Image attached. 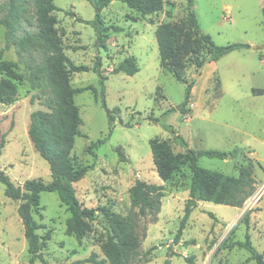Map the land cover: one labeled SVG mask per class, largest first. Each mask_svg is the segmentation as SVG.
I'll use <instances>...</instances> for the list:
<instances>
[{
  "label": "rangeland",
  "instance_id": "1",
  "mask_svg": "<svg viewBox=\"0 0 264 264\" xmlns=\"http://www.w3.org/2000/svg\"><path fill=\"white\" fill-rule=\"evenodd\" d=\"M9 0H0V53L3 59L17 61L25 79L17 82L18 99L12 104H0V143L5 146L0 155V170H4L16 185L28 179L52 180L49 162L35 148L29 135L31 113L47 107L44 101L51 96L43 84L30 80L31 66L43 63L47 54L42 49L19 53L14 38L7 40L1 23ZM195 0L197 19L202 30L211 35L217 45L245 42L250 48L232 51L218 61L200 65L207 58V49L185 21L188 0H165L161 12L143 15L120 0L102 11L110 28L106 47L98 48L92 25L78 18L91 20L96 9L88 0H56V27L61 35L65 53L76 65H87L89 71L72 72L74 87L91 85V89L75 95L83 124V134L76 139L73 153L81 164H93L78 182L76 193L84 207L99 209L108 206L124 215L133 214L130 187L137 179L164 185L161 212L156 217H138L139 232L146 238L140 248L141 256H133L128 264H257L245 248L235 244L244 240L247 232L246 212L251 210L250 234L253 244L264 254V0ZM27 17L17 32L22 36L37 31L36 15L29 0ZM232 8L231 19L225 20L226 9ZM161 22H172L180 30L179 53L172 65L184 79L195 81L192 89L191 111L164 113L178 107L185 99L186 83L176 79L167 66L161 64L156 28ZM98 56L102 71L108 75L104 91L100 77L94 71ZM134 56L140 70L135 75L124 72L112 74L113 68L125 57ZM0 74V78H1ZM45 82L44 79H41ZM105 96L107 106L103 105ZM116 117L109 135V114ZM151 117H163L172 124L194 149H220L229 154L226 159L202 156L199 164L205 168L237 175L242 166H251L256 179L254 188L245 193L241 206L200 201L193 210L180 241L175 240L189 198L191 170L183 159L177 171L163 181L156 170L150 146L152 139L168 141L176 153L186 150L173 141L172 133L163 123ZM107 138L92 152L89 145ZM95 154V155H94ZM242 196V197H243ZM22 203L5 194L0 181V264H28L30 253L25 229L18 213ZM57 192H42L39 211L34 218L51 230V239L42 253L50 264L73 262L88 257L93 251L104 257L102 246L110 229L105 216L97 211L90 229L80 243L67 232L71 216ZM213 214V216H211ZM218 218H215V217ZM151 253L144 256L147 250ZM76 251V253H73ZM192 258L189 261L187 258ZM143 260V261H142ZM35 264H43L38 259ZM93 264V263H84Z\"/></svg>",
  "mask_w": 264,
  "mask_h": 264
},
{
  "label": "trees",
  "instance_id": "2",
  "mask_svg": "<svg viewBox=\"0 0 264 264\" xmlns=\"http://www.w3.org/2000/svg\"><path fill=\"white\" fill-rule=\"evenodd\" d=\"M55 1L32 0L37 25L35 33L28 32L22 36L17 35L24 22L30 20V17H27L29 0H9L6 13L1 18V23L6 29L7 40L10 41V38L15 37L13 40L20 54L30 52L32 49H42L47 54L43 63L36 66L30 65L33 73V77L30 80L33 81L35 86L37 81H39V87L42 84L43 87L46 85L45 87L49 90L51 96L44 101L47 107L46 110L39 109L31 113L29 135L35 148L49 162L52 180L45 182L42 179H28L23 186H19L14 183L4 170H0V181L5 185L7 197L12 200L22 201L18 207V213L24 224L25 237L28 240L30 253L28 264H35L38 259L43 264H50L44 257L42 250L47 247L48 241L51 239V230H48L45 235H40L38 230L44 225L39 223L33 216V211L40 210L41 193L45 191L57 192L62 202L68 206L71 216L67 220V232L69 235L75 236L80 243L86 237L91 226L90 221L94 218L97 211H100L105 216L110 229L108 238L102 246L104 257H100L97 252L93 251L84 259L56 264H128L133 256L142 255L140 248L144 238H146V233L141 236L138 230V217L146 215L157 217L160 214L165 188L163 184L147 183L137 179L129 189L132 210L134 211L136 210L134 208H137V211L129 215H124L108 206H101L99 209L84 207L79 200L74 183L78 182L88 171L93 169L94 165L81 164L73 153L77 137L83 135L80 131L83 119L79 105L75 101V95L91 89V85L74 87L70 80V74L72 72L89 71L90 67L87 65H76L65 53L61 35L56 27V17L53 14L54 11L59 9ZM88 1L96 9L95 17L91 20L79 17L78 20L92 25L96 32L98 48H105L110 28L121 30L119 26H106L102 16V11L112 0ZM120 1L143 15L161 12L165 5V0ZM194 5L195 0H188L189 9L185 16V21L190 24L199 42L207 49L208 57L201 59L200 65L218 61L232 51L251 47L249 43L245 42H234L223 46L217 45L211 35L202 30L197 19V11L193 8ZM262 12L264 16V6ZM180 36L179 28L172 22H161L156 28L161 64L167 66L176 79L186 83L184 101L180 106L168 109L164 115L177 110L181 111L183 115L191 111L189 104L191 103L195 81L185 80L182 73L172 65L179 53ZM102 64V57L98 56L94 71L99 74L100 84L104 91L105 80L109 76L103 73ZM20 69V64L17 61L3 59V51H1L0 104H12L18 99L17 82H21L26 78ZM139 70L137 59L134 56H127L113 68L112 74L124 72L127 75H135ZM42 78L45 82H42ZM253 92L255 94H264V89H254ZM103 105L107 106L105 96H103ZM151 119L155 122L163 123L165 128L172 133L173 141L186 150L185 154L176 153L168 141L152 139L150 146L159 177L163 181L170 179L182 164L183 159L188 160L191 170L189 198L185 202L184 217L174 240L178 243L199 201L241 206L245 200L243 195L254 188L256 179L250 165L242 166L237 175H230L201 166L199 159L202 156L226 159L229 154H236L237 150L229 153L220 149L200 150L191 148L185 137L172 124H168L163 120V117H151ZM115 120L116 117L111 112L109 114V135L114 129ZM107 138L109 136L92 142L89 145V152L93 153L92 150L99 144L105 143ZM4 146L5 140L3 138L0 143V155ZM250 212L251 210L246 212L245 224L247 232L245 239L238 240L235 244L249 251L251 258L257 264H264V254L258 250L251 239ZM151 250H147L144 256L149 255ZM73 253H76V251H73ZM187 258L189 259V257ZM192 260V258L189 259V261ZM165 264H171L170 259Z\"/></svg>",
  "mask_w": 264,
  "mask_h": 264
},
{
  "label": "crops",
  "instance_id": "3",
  "mask_svg": "<svg viewBox=\"0 0 264 264\" xmlns=\"http://www.w3.org/2000/svg\"><path fill=\"white\" fill-rule=\"evenodd\" d=\"M235 1V0H234ZM236 1H238L237 3H239V4H244L245 2H247V0H236ZM263 6H264V4H262V8H263ZM193 8H195V5L193 6ZM196 9V8H195ZM226 10H232V8L230 7L229 9H226ZM263 13V12H262ZM200 202V201H199ZM199 202H198V204H199ZM197 204V205H198ZM216 218H218L217 216H216ZM219 219V218H218Z\"/></svg>",
  "mask_w": 264,
  "mask_h": 264
},
{
  "label": "built area",
  "instance_id": "4",
  "mask_svg": "<svg viewBox=\"0 0 264 264\" xmlns=\"http://www.w3.org/2000/svg\"><path fill=\"white\" fill-rule=\"evenodd\" d=\"M231 11L230 10H226L225 13H224V19L225 20H228V19H231Z\"/></svg>",
  "mask_w": 264,
  "mask_h": 264
}]
</instances>
